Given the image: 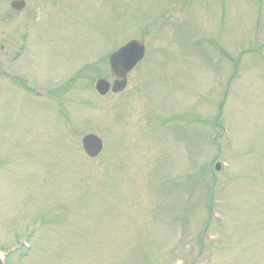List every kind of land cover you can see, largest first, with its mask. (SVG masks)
I'll list each match as a JSON object with an SVG mask.
<instances>
[{
  "label": "rangeland",
  "instance_id": "1",
  "mask_svg": "<svg viewBox=\"0 0 264 264\" xmlns=\"http://www.w3.org/2000/svg\"><path fill=\"white\" fill-rule=\"evenodd\" d=\"M44 3L0 74L1 257L264 264V0ZM132 39L143 60L100 94Z\"/></svg>",
  "mask_w": 264,
  "mask_h": 264
},
{
  "label": "flooded vegetation",
  "instance_id": "2",
  "mask_svg": "<svg viewBox=\"0 0 264 264\" xmlns=\"http://www.w3.org/2000/svg\"><path fill=\"white\" fill-rule=\"evenodd\" d=\"M44 1L0 0V74L22 56L25 42L29 46L30 35L37 29L34 24L39 20L37 15L45 6Z\"/></svg>",
  "mask_w": 264,
  "mask_h": 264
},
{
  "label": "water",
  "instance_id": "3",
  "mask_svg": "<svg viewBox=\"0 0 264 264\" xmlns=\"http://www.w3.org/2000/svg\"><path fill=\"white\" fill-rule=\"evenodd\" d=\"M144 55L145 42L138 39L129 41L110 55L111 72L116 77L112 86L113 92H119L126 87L128 72L135 67ZM96 88L101 94H105L110 88V83L101 78L97 81ZM82 142L86 153L91 157H96L103 149L102 139L94 133L85 135ZM217 168H219V164ZM0 264H5L1 256Z\"/></svg>",
  "mask_w": 264,
  "mask_h": 264
}]
</instances>
